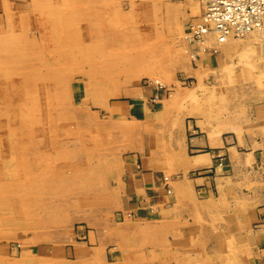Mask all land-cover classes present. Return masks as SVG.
I'll use <instances>...</instances> for the list:
<instances>
[{
	"label": "rangeland",
	"instance_id": "1",
	"mask_svg": "<svg viewBox=\"0 0 264 264\" xmlns=\"http://www.w3.org/2000/svg\"><path fill=\"white\" fill-rule=\"evenodd\" d=\"M87 1L0 0V264H219L202 233L152 226L116 209L120 158L140 130L110 108L149 87L146 107L164 128L192 118L204 130L264 141V22L246 37L210 42L214 50L194 49L188 32L203 0ZM49 13L56 16L43 19ZM86 230L105 240L91 252Z\"/></svg>",
	"mask_w": 264,
	"mask_h": 264
},
{
	"label": "crops",
	"instance_id": "2",
	"mask_svg": "<svg viewBox=\"0 0 264 264\" xmlns=\"http://www.w3.org/2000/svg\"><path fill=\"white\" fill-rule=\"evenodd\" d=\"M130 93L143 100L141 108L133 107L131 94L128 96L129 104L122 102L110 108L112 116L123 118L122 121L128 119L127 121H132L140 130L127 155L120 159L119 166L123 176L118 178V186L112 188V192L119 197L116 209L139 220L149 219V222L153 223L151 225L156 227L165 225L167 228L176 224L189 230L190 227L201 223L203 218L207 224L203 226V230L198 228L200 231L197 229V234L202 233L204 242L214 251L219 248V264H264V141L245 132L237 134L230 130V133L225 135L216 130H204L193 119H184L183 123L169 131L156 121L152 111L149 112V108H146L147 99L154 96L152 88L137 87ZM159 97L164 95L159 93ZM162 101L163 98L160 103ZM217 137L219 138L216 139ZM169 144L171 148L168 147ZM185 158L189 160L188 163ZM170 159L175 163L174 166ZM165 173L170 175V183ZM178 173H187L185 179L173 178ZM182 185L185 188H182ZM181 191L186 193L185 198L182 197L184 194ZM193 207L197 209V214ZM195 219L196 223L193 222ZM217 231L222 233L223 238L217 235ZM235 235L239 237L236 239ZM84 237L88 252L105 241L102 232L97 234L86 230Z\"/></svg>",
	"mask_w": 264,
	"mask_h": 264
},
{
	"label": "bare ground",
	"instance_id": "3",
	"mask_svg": "<svg viewBox=\"0 0 264 264\" xmlns=\"http://www.w3.org/2000/svg\"><path fill=\"white\" fill-rule=\"evenodd\" d=\"M86 1H87V0H86ZM186 1H187V0H186ZM201 1H202V0H201ZM87 2H88V1H87ZM170 2H171V3H172V2L174 3L175 1H170ZM177 2H179V1H177ZM54 3H55V2H54ZM89 3H90V2H89ZM166 3H167V2H166ZM171 3H170V4H171ZM173 3H172V4H173ZM186 3H187V2H186ZM197 3H198V2H197ZM29 4H30V3H29ZM49 4H52V3H49ZM61 4L63 5V3H61ZM61 4H60V5H61ZM167 4H169V3H167ZM175 4H176V2H175ZM202 4H203V10L201 9L202 12H201V14L199 15L198 19H194V20L192 21L191 25L189 24V25H190V30H189V32H188L189 35L187 34L191 40H192V39L194 40V41H192V42H195V44H193V45L190 44V46H193L194 49H196L197 47H200V45H201V48H202V49H207V48H211V49H213V48H214V45H213V44L210 45V42H216L215 40L218 39V38H224V37L228 38V37H230V36H233V37H242V36H245V37H246L247 34H250V33L253 34V32H256V30H259V29L262 30L263 22H264V14H261V17H260L261 19H260V23H259V25H257V26L254 27L253 29H250V31H248V32L246 31L245 33H243V34H239V35H238V34H237V35L234 34L231 30L227 32V31L225 30V29H227V26H226V24H225L224 22H222L220 25H218V23H217V22H221V20L218 19V16H217L218 13H217V14H216V13H215V14L213 13V14H211L212 16L207 15V8H208V7H207V6H208V4H207V0H203V1H202ZM30 5H31V7L33 6L32 4H30ZM38 5H39V4H38ZM47 5H48V4H47ZM184 5H185V4H184ZM184 5H183V6H184ZM188 5H189V4H188ZM27 6L29 7L28 4H27ZM35 6H37V5H35ZM35 6H34V9H35V10H36L37 7L39 8V6H37L36 8H35ZM48 6H49V5H48ZM166 6H167V5H166ZM166 6H165V7H166ZM186 6H187V5H186ZM193 6H196V5H193ZM41 7H44V6H41ZM175 7H176V6H175ZM191 7H192V6H191ZM191 7H190V8H191ZM197 7H198V6H197ZM197 7H194V8L196 9ZM38 8H37V10H38ZM166 8H167V7H166ZM173 8H174V6H173ZM181 8H182V6H181ZM31 9H32V8H31ZM31 9H30V11H31ZM46 9H48V8H46ZM197 9H198V8H197ZM28 10H29V9H28ZM32 10H33V9H32ZM37 10H36V11H37ZM176 10H177V9H176ZM182 10H183V8H182ZM186 10H187V9H186ZM38 11H39V13H40V12H42L43 10H42V11H41V10H38ZM48 11H49V10H48ZM51 11H52V10H51ZM51 11H49V12H50V13H53V12H51ZM53 11H54V10H53ZM195 11H196V10H194L193 14L195 13ZM198 11H199V10H198ZM28 12H29V11H28ZM43 12H44V11H43ZM182 12H185V11L183 10ZM47 13H48V12H47ZM50 13H49V14H50ZM55 13H56V12H55ZM190 13L192 14V10H191ZM30 14H31V13H30ZM49 14H47L46 17L44 16L43 19L47 18V16H48V18L50 19L49 16H51V14H50V15H49ZM181 14H182V13H181ZM181 14H180V15H181ZM183 14H185V13H183ZM41 15H42V14H41ZM44 15H45V14H44ZM53 15H54V14H53ZM55 16H56V14H55L54 16H51V18H52V17H55ZM191 16H192V15H191ZM41 18H42V17H40V21H41ZM34 19H35V18H34ZM38 19H39V18H38ZM38 19L36 18L37 22H38ZM43 19H42V20H43ZM49 19H48V20H49ZM178 19H179V18H178ZM11 20H12V19H11ZM46 20H47V19H46ZM53 20H55V19H53ZM13 21H14V20H13ZM43 21H44V20H43ZM49 21H50V20H49ZM174 21H175V20H174ZM180 21H181V20H180ZM41 22H42V21H41ZM177 22H178V21H177ZM189 22H190V21H189ZM43 23H45V22H43ZM46 23H48V22H46ZM205 23H207V25H206L207 28L203 31V29H204V27H205ZM12 24H13V23H12ZM36 24H37V23H36ZM55 24L58 25V24L56 23V21H55V22L53 21V24H52V25H55ZM81 24H82V23H81ZM33 25H34V23H33ZM180 25H181V24H180ZM28 26H30V25H28ZM44 26H45V25H44ZM81 26H83V25H81ZM101 26H102V25H101ZM30 27H31V26H30ZM41 27H42V26H41ZM104 27H105V26H104ZM170 27H171V26H170ZM34 28H35V27H34ZM36 28H38V25H37ZM42 28H43V27H42ZM56 28H58V27H56ZM56 28H55V29H56ZM97 28H98V26H97ZM49 29H50V27H49ZM185 29H186V28H185ZM196 29H198L197 32H200V36H199V37H195V36H194V35H195L194 32H195ZM24 30H25V29H24ZM42 30H43V29H42ZM42 30H41V31H42ZM53 30H54V29H53ZM261 30H260V32H262ZM263 30H264V29H263ZM55 31L57 32V30H55ZM55 31H54V32H55ZM83 31H84V30H83ZM85 31H86V30H85ZM187 31H188V30H187ZM32 32H33V31H32ZM34 32H35V31H34ZM38 32L41 33L40 30H38ZM44 32H46L45 29H44ZM49 32H51V31L49 30ZM197 32H196V33H197ZM260 32H259V33H260ZM42 33H43V32H42ZM82 33H83V32H82ZM45 34H46V33H45ZM54 34H55V33H54ZM50 35H51V34H50ZM56 35L58 36L59 34L57 33ZM261 35H262V34H261ZM28 36H29V35H28ZM35 36H36V35H35ZM86 36H87V34H86ZM182 36H183V35H182ZM255 36H256V35H255ZM55 37H56V36H55ZM55 37L51 36V38H50L51 41H52V39L55 38ZM59 37H60V36H59ZM253 37H254V36H253ZM256 37H257V36H256ZM262 37H263V36H262ZM186 38H188V37H186ZM243 38H244V37H243ZM247 38H248V37H247ZM257 38H258V37H257ZM257 38H256V39H257ZM263 38H264V37H263ZM50 39H49V40H50ZM190 39H189V40H190ZM229 39H230V38H229ZM237 39H238V38H237ZM239 39H240V38H239ZM258 39H260V38H258ZM49 40H48V41H49ZM58 40H59V39H58ZM60 40H61V39H60ZM191 40L188 41V42H189V43H192ZM219 40H220V39H219ZM244 40H245V39H244ZM247 40H248V39H247ZM254 40H255V39H254ZM42 41H43V40H42ZM53 41H54V40H53ZM227 41H228V40H226V43H227ZM235 41H237V40H235ZM239 41H240V40H239ZM239 41H238V42H239ZM57 42H58V41H56V43H57ZM218 42H219V41H218ZM228 42H231V41H228ZM233 42H234V40H233ZM241 42H242V41H241ZM248 42H249V40H248ZM248 42H247V43L245 42L246 44L244 43L245 46H246L247 44H248V45L250 44V43H248ZM251 42H252V41H251ZM58 43H59V42H58ZM60 43H61V42H60ZM223 43L225 44L224 41H223ZM46 44H47V43H46ZM50 44H51V42H50ZM221 44H222V43H221ZM221 44H220V45H221ZM232 44H234V43H232ZM232 44H231V45H232ZM237 44H238V43H237ZM237 44H235V45L237 46ZM47 45H48V44H47ZM52 45H54V44L52 43ZM231 45H230V46H231ZM240 45H241V44H240ZM240 45H239V46H240ZM190 46H189V47H190ZM223 46H224V45H223ZM242 46H244V45H242ZM237 47H238V46H237ZM237 47H236V48H237ZM190 48H192V47H190ZM221 48H222V47H221ZM223 48H224V47H223ZM226 48H227V47H226ZM228 48H229V47H228ZM241 48H243V47H241ZM241 48H240V49H241ZM244 48H245V47H244ZM202 49H200V50H202ZM216 49H217V48H216ZM216 49H215V50H216ZM50 50H51V49H50ZM213 50H214V49H213ZM217 50H218V49H217ZM223 50H224V49H222V51H223ZM233 50H234V49H233ZM42 51H43V50H42ZM209 51H210V50H209ZM234 51H235V50H234ZM44 52H45V51H44ZM191 52H193V53H192V54H193L192 56H194V55H195V50L191 49ZM225 52H227V51H225ZM229 52H230V50H229ZM238 52H239V51H238ZM45 53H47V52H45ZM209 53H210V52H209ZM223 53H224V51H223ZM223 53H222V54H223ZM230 53H231V52H230ZM41 56H42V55H41ZM51 56H52V55H51ZM222 56H223V55H222ZM42 57H43V56H42ZM52 57H53V56H52ZM39 58H40V56H39ZM49 58H50V57H49ZM47 59H48V58H47ZM56 59H57V58H56ZM62 59H63V58H62ZM39 60H40V59H39ZM200 60H201V59H200ZM223 60H224V59H223ZM54 61H55V60H54ZM43 62H44V61H43ZM58 63H60V62H58ZM196 63H198V62H196ZM42 64H43V63H42ZM44 64H45V63H44ZM46 64H47V63H46ZM41 70H42V69H41ZM33 74H34V73H33ZM84 74H85V73H84ZM84 74H83V75H84ZM83 75H82V76H83ZM5 77H6V76H5ZM73 77H74V76H73ZM20 78H23V77L21 76ZM69 78H70V77H69ZM88 78H89V77H88ZM0 79H1V78H0ZM5 79H6V78H5ZM199 79H200V78H199ZM155 80H157V79L155 78ZM0 81H2V80H0ZM8 81H9V80H8ZM94 81H95V80H94ZM149 81H150V80H149ZM158 81H159V80H158ZM162 81H163V79H162ZM162 81H161V83H162ZM199 81H200V80H199ZM199 81H198V82H199ZM101 82H102V81H101ZM16 83H17V81H16ZM23 83H24V82H23ZM8 84H9V83H8ZM11 84H12V83H11ZM40 84H42V83L40 82ZM148 84H149V83H148ZM163 84H164V83H163ZM168 84H169V83H168ZM13 85H14V84H13ZM15 85H16V84H15ZM15 85H14V86H15ZM85 85H86V84H85ZM160 85H161V84H160ZM37 86H38V85H37ZM40 86H41V85H40ZM40 86H39V87H40ZM157 86H158V85H157ZM3 87H4V86H3ZM6 87H7V86H6ZM20 87H21V86H20ZM20 87H19V88H20ZM46 87H47V86H46ZM169 87H170V86H169ZM22 88H23V87H22ZM142 89H143V88H142ZM16 90H18V89H16ZM84 90H85V89H84ZM140 90H141V89H140ZM170 90H172V89H170ZM85 91H87V90H85ZM24 92H25V90H24ZM170 92H171V91H170ZM188 92H189V91H188ZM9 93H10V92H9ZM39 93H40V92H39ZM39 93H38V94H39ZM42 93H44V90H43ZM56 93H57V92H56ZM85 93H86V92H85ZM130 94H131V93H130ZM147 94H148V93H147ZM190 94H191V93L189 92L188 95H190ZM36 95H37V94H36ZM41 95H42V94H41ZM41 95H40V96H41ZM74 95H75V94H74ZM137 95H138V94H137ZM70 96H71V95H70ZM158 96H159V94H158ZM17 97H18V96H17ZM43 97H44V96H43ZM25 98H26V97H25ZM36 98H37V97H36ZM38 99H41V98H38ZM42 99H43V98H42ZM71 99H72V98H71ZM131 99H132V105H133V107H136V108H141V107H142V105H143V100L140 99L138 96H136V95H134V94H131ZM146 99H147V96H146ZM155 99H156V98H155ZM43 100H44V99H43ZM147 100H148V99H147ZM181 100H182V99H181ZM3 101H4V100H3ZM3 101H2V102H3ZM14 101H15V100H14ZM19 101H20V100H19ZM37 101H38V100H36V102H37ZM44 101H45V100H44ZM49 101H50V99H49ZM160 101H161V100H160ZM31 102H32V101H31ZM36 102H35V103H36ZM40 102H41V101H40ZM72 102H73V101H72ZM42 103H43V102H42ZM49 103H50V102H49ZM22 104H23V103H22ZM36 104H37V103H36ZM39 104H40V103H39ZM50 104H51V103H50ZM104 104H105V103H104ZM155 104H156V103H155ZM155 104H154V105H155ZM161 104H162V103H161ZM163 104H164V103H163ZM163 104H162V106H163ZM168 104H172V103H168ZM42 105H43V104H42ZM156 105L158 106V102H157ZM174 105H175V104H174ZM237 105H238V104H237ZM0 106H1V105H0ZM5 106L7 107L6 104H5ZM107 106H108V105H107ZM1 107H2V106H1ZM6 107H5V108H6ZM39 107H40V106H39ZM160 107H161V106H160ZM13 108H14V107H13ZM42 108H43V106H42ZM101 108H102V107H101ZM146 108H147V107H146ZM178 109H179V108H178ZM10 110H11V109H10ZM10 110H9V111H10ZM18 110H19V109H18ZM44 110H45V109H44ZM65 110H66V109H65ZM177 111H178V110H177ZM230 111L232 112L233 110H230ZM238 111H239V110H238ZM33 112H35V111L33 110ZM33 112H32V113H33ZM10 113H11V112H10ZM19 113H20V112H19ZM44 113H45V111H44ZM110 113H111V112H110ZM185 113H187V112H185ZM188 113H189V112H188ZM188 113H187V114H188ZM195 113H196V112H195ZM7 114H8V113H7ZM17 114H18V113H17ZM38 114H39V113H38ZM41 114H42V112H41ZM87 114H88V113H87ZM117 114H118V113H117ZM160 114H161V113H160ZM8 115H9V114H8ZM39 115H40V114H39ZM39 115H37V116H39ZM60 115H61V114H60ZM70 115H71V114H70ZM109 115H110V114H109ZM121 115H124V114H121ZM197 115H199V114H197ZM21 116H22V115H21ZM57 116H58V115H57ZM61 116H62V115H61ZM200 116H202V115H200ZM3 117H5V116H3ZM11 117H12V116H11ZM31 117H32V116H31ZM58 117H59V116H58ZM62 117H63V116H62ZM218 117H220V116H218ZM21 118H22V117H21ZM43 118H44V117H43ZM43 118H42V119H43ZM109 118H110V117H109ZM4 119H5V118H4ZM45 119H47V117H46ZM58 119H61V118L59 117ZM62 119H63V118H62ZM64 119H66V118H64ZM116 119H117V118H116ZM116 119L113 118V119H112L113 122H114V120H115V123H116ZM122 119H123V118H122ZM122 119L120 118V119H118V120L122 121ZM146 119H147V118H146ZM191 119H192V118H191ZM18 120H19V118H18ZM127 120H128V119H127ZM136 120H137V119H136ZM136 120H135V121H136ZM141 120H142V119H141ZM196 120H197V119H196ZM45 121H46V120H45ZM107 121H108V120H107ZM137 121H138V120H137ZM139 121H140V119H139ZM149 121H150V119H148L147 122H149ZM235 121H236V120H235ZM28 122H29V121H28ZM38 122H39V121H38ZM143 122H144V120H143ZM211 122H212V121H211ZM12 123H13V122H12ZM115 123H114V124H115ZM120 123H121V122H120ZM124 123H125V122H124ZM129 123H132V121L129 122ZM129 123H128V124H129ZM166 123H167V122H166ZM10 124H11V123H10ZM125 124H126V123H125ZM152 124H153V123H152ZM207 124H208V123H207ZM209 124H210V123H209ZM211 124H212V123H211ZM211 124H210V126H211ZM126 125H127V124H126ZM215 125H216V124H215ZM220 125H221V124H220ZM220 125H219V128H220L221 126H222V128L224 127L223 125H221V126H220ZM124 126H125V125H124ZM148 126H149V125H148ZM167 126H168V125H167ZM197 126H198V125H197ZM4 127H5V125H4ZM121 127H122V126H121ZM178 127H179V126H178ZM178 127H177V129H178ZM212 127H213V126H212ZM217 127H218V126H217ZM230 127H231V126L229 125L228 128H230ZM224 128H226V127H224ZM236 128H237V127H236ZM0 129H1V128H0ZM177 129H176V130H177ZM239 129H240V128H239ZM168 130H169V129H168ZM236 130H238V129H236ZM123 131H124V130H123ZM169 131H170V130H169ZM225 131H226V130H225ZM0 132H1V131H0ZM15 132H16V131H15ZM103 132H104V131H103ZM149 132H150V131H149ZM167 132H168V131H167ZM233 132H235V131H233ZM104 133H105V132H104ZM179 133H180V132H179ZM106 134H107V133H106ZM120 134H122V133H120ZM141 135H142V134H141ZM169 135H170V133H169ZM178 135H180V134H178ZM109 136H110V135H109ZM109 136H108V137H109ZM161 136H162V135H161ZM253 136H255V135H253ZM258 136H259V135H258ZM106 137H107V136H106ZM123 137H124V136H123ZM123 137H122V139H124ZM156 137H157V136H156ZM171 137H172V136H171ZM171 137H170V138H171ZM173 137H174V136H173ZM215 137H216V136H215ZM247 137H248V136H247ZM165 138L167 139V137H165ZM170 138H169V139H170ZM218 138H219V137H217L216 139H218ZM220 138H221V136H220ZM258 138H259V137H258ZM82 139H83V138H82ZM84 139H85V138H84ZM244 139H245V138H244ZM103 140H104V139H103ZM259 140H260V139H259ZM85 141L87 142V140H85ZM148 141H149V140H148ZM15 142H16V141H15ZM217 142H218V141H217ZM217 142H216V143H217ZM105 143H106V142H105ZM108 143H109V142H108ZM130 143H131V142H130ZM165 143H166V142H165ZM180 143H181V142H180ZM14 144H15V143H14ZM159 144H160V143H159ZM166 144H168V142H167ZM181 144H182V143H181ZM109 145H110V144H109ZM178 145H179V144H178ZM4 146H5V145H4ZM4 146H2V147H4ZM126 146H128V143H127V142H126ZM164 146H165V145H164ZM13 147H14V146H13ZM128 147H129V146H128ZM156 147H157V146H156ZM156 147H155V148H156ZM162 147H163V146H162ZM162 147H160V148H162ZM168 147H170V144H169ZM117 148H119V147H117ZM134 148H135V147H134ZM170 148H171V147H170ZM249 148H250V147H249ZM4 149H5V147H4ZM99 149H100V148H99ZM120 149H121V148H120ZM135 149H136V148H135ZM0 150H1V148H0ZM6 150H7V149H6ZM14 150H15V149H14ZM19 150H20V149H19ZM19 150H18V151H19ZM102 150H104V149H102ZM140 150H141V149H140ZM168 150H169V148H168ZM250 150H251V149H250ZM261 150H262V149H261ZM151 151H152V150H151ZM171 151H172V150H171ZM173 151H174V150H173ZM229 151H230V150H229ZM256 151H257V150H256ZM256 151H254V152H256ZM16 152H17V151H16ZM63 152H64V150H63ZM154 152H156V150H155ZM165 152H166V151H165ZM168 152H169V151H168ZM231 152H232V150H231ZM0 153H1V152H0ZM17 153H18V152H17ZM152 153H153V152H152ZM161 153H162V152H161ZM166 153H167V152H166ZM236 153H237V152H236ZM248 153H250V152H248ZM257 153H258V152H257ZM124 154H125V153H124ZM134 154H135V153H134ZM4 155H5V154H4ZM20 155H21V154H20ZM125 155H127V154H125ZM138 155H139V154H138ZM145 155H146V154H145ZM167 155L169 156L170 154L167 153ZM259 155H260V154H259ZM259 155H258V156H259ZM5 156H7V155H5ZM8 156H10V155H8ZM16 156H17V155H16ZM59 156H60V155H59ZM59 156H58V157H59ZM109 156H111V155H109ZM113 156H115V155H113ZM116 156H118V155H116ZM122 156H123V155H122ZM134 156H135V155H134ZM139 156H140V155H139ZM168 156H167V157H168ZM183 156H186V154H185V155L183 154ZM200 156H201V155H200ZM200 156H199V158H200ZM0 157H1V155H0ZM29 157L31 158V156H29ZM53 157H54V156H53ZM55 157L58 158L57 156H55ZM104 157H106V156H104ZM124 157H125V156H124ZM165 157H166V156H165ZM170 157H171V156H170ZM173 157H175V156H173ZM202 157H203V156H202ZM138 158H139V157H138ZM168 158H169V157H168ZM189 158H190V157H189ZM193 158H194V157H193ZM16 159H17V158H16ZM21 159H22V157H21ZM120 159H121V158H120ZM143 159H144V158H143ZM145 159H146V157H145ZM160 159H161V157H160ZM172 159H173V158H172ZM172 159H170V160H171V161H170L171 163H172ZM185 159H186V158H185ZM195 159H197V158H195ZM237 159H238V158H237ZM247 159H248V158H247ZM103 160H104V159H103ZM186 160H187V159H186ZM191 160H192V159H191ZM198 160H200V159H198ZM204 160L206 161V159H204ZM121 161H122V160H121ZM146 161H147V160H146ZM188 161H189V160H187L186 162L188 163ZM19 162L21 163V161H19ZM113 162H114V161H113ZM113 162H112V163H113ZM143 162H144V161H143ZM147 162H148V161H147ZM167 162H168V161H167ZM173 162H174V161H173ZM191 162L194 163L193 160H192ZM200 162H202V160H201ZM256 162H257V161H256ZM120 163H121V162H120ZM145 163H146V162H145ZM168 163H169V162H168ZM187 163H186V165H187ZM193 163H192V164H193ZM196 163H197V162H196ZM0 164H2V163H0ZM116 164H117V163H116ZM123 164H124V162H123ZM135 164H136V163H135ZM172 164H173V166L175 165V163H172ZM189 164H191V163H189ZM189 164H188V165H189ZM37 165H38V163H37ZM193 165H194V164H193ZM117 166H118V164H117ZM122 166H123V165H122ZM173 166H172V169H173ZM32 167H34V165H33ZM138 167H140V166H138ZM170 167H171V166H170ZM19 168H21V167H19ZM38 168H39V167H38ZM118 168H119V167H118ZM140 168H141V167H140ZM178 168H179V167H178ZM183 168H184V166H183ZM2 169H3V168H2ZM39 169H40V168H39ZM114 169H117V168H114ZM155 169H156V168H155ZM159 169H160V168H159ZM168 169H169V168H168ZM199 169H200V168H199ZM250 169H251V167H250ZM254 169H255V168H254ZM121 170H122V169H121ZM163 170H165V169H163ZM170 170H171V169H170ZM170 170H168V171H170ZM196 170H197V169H196ZM119 171H120V169H119ZM123 171H124V170H123ZM9 172H10V171H9ZM21 173H22V172H21ZM165 174H166V173H165ZM186 174H187V173H184L182 177L186 176ZM199 174H200V173H199ZM117 175H118V174H117ZM121 175H122V174H121ZM166 175H167L166 178L171 179V178H170V175H168V174H166ZM176 175L179 176V174H176ZM122 176H123V175H122ZM115 177H116V176H115ZM162 177H164V176H162ZM182 177H180V178H182ZM21 178H22V177H21ZM18 179H19V178H18ZM184 179H185V177H184ZM174 180H175V179H174ZM180 180H181V179H180ZM186 180H187V178H186ZM165 181H166V180H165ZM165 181H162V182H165ZM167 181L170 183L169 180H167ZM182 181H183V180H182ZM160 182H161V181H160ZM185 182H186V181H185ZM116 183H117V182H116ZM220 183H221V182H220ZM161 184H163V183H161ZM172 184H174V183H172ZM181 184H182V183H181ZM183 184H184V182H183ZM186 184H187V183H186ZM102 185H104V182H103ZM26 186H27V183H26ZM182 186H183V185H182ZM191 186H192V185H191ZM20 187H21V186H20ZM101 187H102V186H101ZM103 187H104V186H103ZM164 187H165V186H164ZM174 187H176V186H174ZM177 187H178V189H180L179 186H177ZM186 187H188V186H186ZM104 188H105V187H104ZM106 188H107V187H106ZM114 188H115V187H114ZM167 188H168V187H167ZM182 188H185V187L183 186ZM22 189H23V188H22ZM101 189H102V188H101ZM178 189H176V190L179 191ZM186 190H187V189H186ZM104 191H107V190H104ZM109 191H110V190H109ZM183 191H184V190H183ZM183 191H181V192L183 193ZM22 192H23V191H22ZM175 192H176V191H175ZM187 192H188V191H187ZM104 193H105V192H104ZM107 193H108V192H107ZM172 193H173V192H172ZM176 193H177V192H176ZM176 193H175V194H176ZM188 193H189V192H188ZM168 194H169V193H168ZM183 194H184V195H183L182 197L185 198V194H186V193H183ZM196 194H197V193H196ZM226 194H227V193H226ZM96 195H97V194H96ZM103 195H104V194H103ZM108 195H109V194H108ZM114 195L116 196L117 194L115 193ZM176 195H178V193H177ZM172 196H173V195H172ZM186 196H187V195H186ZM197 196H198V195H197ZM204 196H205V195H204ZM211 196H213V195H211ZM82 197H83V196H82ZM85 197H86V196H85ZM97 197H98V196H97ZM102 197H104V196H102ZM109 197H110V196H109ZM109 197H108V198H109ZM207 197H208V196H207ZM86 198H87V197H86ZM88 198H90V197H88ZM93 198L96 199L95 197H93ZM174 198H175V197H174ZM197 198H198V197H197ZM208 198H209V197H208ZM217 198H219V196H218ZM5 199H6V198H5ZM80 199H81V198H80ZM100 199H101V198H100ZM210 199H211V198H210ZM220 199H221V198H220ZM225 199H226V198H225ZM86 200H88V199H86ZM104 200H105V199H104ZM104 200H101V201H104ZM109 200H110V199H109ZM188 200H190V199H188ZM192 200H195V198H194V199L192 198ZM192 200H191V201H192ZM197 200H198V199H197ZM202 200H203V199H202ZM206 200H207V198H206ZM216 200H217V199H216ZM222 200H223V199H222ZM226 200H227V199H226ZM83 201H84V200H83ZM88 201H89V200H88ZM88 201H87V203H88ZM106 201H107V200H106ZM179 201H180V200H179ZM179 201H178V202H179ZM109 202H110V201H109ZM109 202H108V203H109ZM200 202H201V201H200ZM217 202H218V200H217ZM221 202H222V201H221ZM75 203H76V202H75ZM75 203H74V204H75ZM110 203H111V202H110ZM173 203H174V202H173ZM32 204H33V203H32ZM102 204H103V203H102ZM175 204H176V202H175ZM191 204H192V203H191ZM219 204H220V203H219ZM29 205H30V204H29ZM68 205H69V204H68ZM86 205H87V204H86ZM94 205H95V204H94ZM167 205H168V204H167ZM171 205H172V204H171ZM184 206H185V205H184ZM193 206H194V205H193ZM75 207H76V206H75ZM167 207H168V206H167ZM76 208H77V207H76ZM155 208H156V207H155ZM193 208H194V207H193ZM194 209H196V208H194ZM117 210H118V209H117ZM155 210H156V209H155ZM155 210H154V211H155ZM159 210H160V208H159ZM112 211H113V210H112ZM118 211H119V210H118ZM130 212H131V211H130ZM159 212H160V211H159ZM195 212H196V214L198 213V212H197V209H196ZM233 212H234V210H233ZM112 213H113V212H112ZM114 213H115V212H114ZM123 213L125 214V212H123ZM157 213H158V212H157ZM178 213H179V212H178ZM234 213H235V212H234ZM129 214H130V213H129ZM158 214H159V213H158ZM186 214H187V213H186ZM220 214H221V213H220ZM125 215H126V214H125ZM130 215H131V214H130ZM174 215H175V214H174ZM194 215H195V214H194ZM222 215H223V214H222ZM184 216H185V215H184ZM198 216H199V215H198ZM198 216H197V217H198ZM126 217H127V216H126ZM128 217H129V216H128ZM128 217H127V218H128ZM178 217H179V216H178ZM191 217H192V216H191ZM193 217H194V216H193ZM228 217H229V216H228ZM179 218H180V217H179ZM182 218H183V217H182ZM187 218H188V217H187ZM194 218H196V217H194ZM198 218H199V217H198ZM200 218H201V216H200ZM215 218H216V217H215ZM219 219H220V218H219ZM223 219H224V218H223ZM227 219H228V218H227ZM120 220H121V219H120ZM145 220H146V219H145ZM148 220H149V219H148ZM150 220H152V219H150ZM160 220H161V219H160ZM202 220L204 221V219L202 218V219H201V223H199V224L197 223V225H194L193 227H190V229H189V227H188V229H189L188 232H189V231H195V233H194L193 236H196V234H197V229L199 228V229L203 230V226H204L205 224H207L206 221L203 222ZM141 222H142V221H141ZM143 222H144V221H143ZM162 222H164V221H162ZM193 222L196 223V219H195V221H193ZM218 222H219V221H218ZM84 223H85V222H84ZM210 224H211L210 226L212 227V223H210ZM231 225H232V224H231ZM63 226H64V225H63ZM74 226H75V225H74ZM79 226H80V225H79ZM79 226H78V227H79ZM191 226H192V225H191ZM91 227H92V226H91ZM119 227H120V226H119ZM132 227L137 229V228H139V227H140V228H147L148 226L145 225V224H139V225L136 226V225L134 224ZM164 227H165V225H164ZM150 228H151V227H150ZM186 228H187V227H185V229H186ZM205 228H206V227H205ZM117 229H118V227H117ZM199 229H198V230H199ZM213 229H214V228H213ZM213 229H212V230H213ZM228 229H229V228H228ZM74 230H75V229H74ZM181 230H182V229H181ZM113 231H114V230H113ZM183 231H184V229H183ZM199 231H200V230H199ZM229 231H230V230H229ZM101 232H102V231H100L99 233H101ZM184 232H185V231H184ZM184 232H183V233H184ZM176 233H178V232L176 231ZM183 233H182V234H183ZM190 233H191V232H190ZM192 233H193V232H192ZM199 233H200V232H199ZM221 234H222L221 232L219 233V232L217 231V235H220L221 238H223V236H222ZM77 235H78V233H77ZM80 235H81V234H80ZM189 235H190V234H189ZM197 235H198V234H197ZM201 235H202V234H201ZM78 236H79V235H78ZM184 236H185V235H184ZM174 237H175V236H174ZM181 237H183V235H182ZM189 237H190V236H189ZM235 237H236V235H235ZM238 237H239V236H237L236 239H237ZM77 238H78V237H77ZM139 238H140V237H139ZM144 238H145V237H144ZM224 238H225V236H224ZM74 239H75V238H74ZM80 239H81V238H80ZM82 239H83V238H82ZM91 239H92V237H91ZM131 239H132V237H131ZM183 239L185 240V238H183ZM189 239H190V238H189ZM201 239H202V238H201ZM201 239H198V241H197V240H196V241H197V242H200L199 240H201ZM181 240H182V238H181ZM217 240H218V239H217ZM221 240H222V239H221ZM238 240H239V239H238ZM238 240H237V241H238ZM93 241H94V240H92V242H93ZM190 241H191V240H190ZM190 241H189V242H190ZM64 242H65V241H64ZM67 242H68V241H67ZM71 242H72V241H71ZM71 242H70V243H71ZM95 242H96V241H95ZM191 242H192V241H191ZM193 242H194V241H193ZM218 242H219V240H218ZM226 242H227V241H226ZM87 243H88V242H87ZM91 244H92V243H91ZM191 244L193 245L194 243H191ZM191 244H190V245H191ZM200 244H201V242H200ZM202 244H204V243H202ZM223 244H224V243H223ZM92 245H93V244H92ZM106 245H107V244H106ZM205 245H206V244H205ZM224 245H225V244H224ZM83 246H84V245H83ZM83 246H82V247H83ZM97 246H98V245H97ZM112 246H113V245H112ZM117 246H118V245H117ZM133 246H134V245H133ZM140 246H141V244H140ZM203 246H204V245H203ZM208 246H209V245H208ZM86 247H88V246H86ZM131 247H132V246H131ZM195 247H196V246H195ZM204 247H205V246H204ZM147 248H148V247H147ZM161 248H162V247H161ZM205 248H206V247H205ZM226 248H227V246H226ZM47 249H48V248H47ZM84 249H85V248H84ZM153 249H155V248H153ZM158 249H159V248H158ZM111 250H112V249H111ZM148 250H150V249H148ZM156 250H157V249H156ZM200 250H201V249H200ZM228 250H229V249H228ZM114 251H115V250H114ZM120 251H121V250H120ZM120 251H119V252H120ZM146 251H147V250H146ZM160 251H161V250H160ZM191 251H192V250H191ZM191 251H190V252H191ZM203 251H205V250H203ZM230 251H231V250H230ZM51 252H52V250H51ZM147 252H148V251H147ZM236 252H237V251H236ZM108 253H109V252H108ZM219 253H220V252L217 251V254H219ZM227 253H228V252H227ZM231 253H232V252H231ZM156 254H157V253H156ZM211 254L213 255V253H211ZM67 255H68V254H67ZM69 255H70V254H69ZM109 255H110V254H109ZM151 255H152V254H151ZM153 255H154V254H153ZM228 255H229V253H228ZM48 256L51 257V255H48ZM154 256H155V255H154ZM195 256H196V255H195ZM197 256L200 257L199 255H197ZM237 256H238V255H237ZM164 257H165V256H164ZM216 257H217V255H216ZM125 258H126V256H125ZM152 258H154V257H152ZM7 259H8V258H7ZM92 259H93V258H92ZM113 259H114V258H113ZM200 259H201V257H200ZM65 260H66V259H65ZM73 260H74V259H73ZM96 260H97V259H96ZM201 260L204 261V259H201ZM228 260H229V259H228ZM76 261H77V260H76ZM62 262H63V261H61V263H62ZM89 262H90V261H89ZM93 262H95V261L93 260ZM64 264H65V263H64ZM70 264H72V263H70ZM84 264H85V263H84ZM90 264H91V262H90ZM126 264H127V263H126ZM187 264H188V262H187ZM190 264H191V263H190ZM226 264H227V263H226Z\"/></svg>",
	"mask_w": 264,
	"mask_h": 264
},
{
	"label": "built area",
	"instance_id": "4",
	"mask_svg": "<svg viewBox=\"0 0 264 264\" xmlns=\"http://www.w3.org/2000/svg\"><path fill=\"white\" fill-rule=\"evenodd\" d=\"M207 15L218 13L217 22L220 25L224 22L227 32L243 34L250 31L260 23L261 14H264V0H207ZM207 23L203 31L207 28ZM195 30V37L200 36V32ZM197 32V33H196ZM168 179V178H167Z\"/></svg>",
	"mask_w": 264,
	"mask_h": 264
}]
</instances>
